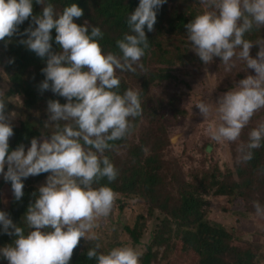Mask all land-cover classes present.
<instances>
[{"label":"clouds","instance_id":"9594fccd","mask_svg":"<svg viewBox=\"0 0 264 264\" xmlns=\"http://www.w3.org/2000/svg\"><path fill=\"white\" fill-rule=\"evenodd\" d=\"M33 3L42 5L39 14H33ZM164 3L138 0L134 11L127 14L128 32L115 41L118 52H104L99 43L101 29L86 21L74 22L83 14L76 3L57 12L51 0H0V41L14 34L21 37L18 43L44 59L39 91L50 90L65 99L64 103L47 102L45 128L51 125L54 131L40 140L32 138L26 150L21 144L11 151L13 127L0 99V176L10 182L13 198H22L23 182L29 176L47 173L23 215V227L0 210V232L13 237L10 244L0 247V258L7 264H69L80 238L95 242L86 253L95 264H140V252L131 246L99 251L95 229L109 216L115 193L107 184H94L116 179L118 170L104 153L114 148L111 142L130 133L132 121L142 114L140 93L132 88L121 93L116 73L143 70L141 58L149 48L145 27L148 32L153 30L157 10ZM199 3L205 10L184 25L192 51L205 65L216 57L229 72L236 61H242L245 71L255 73L218 95L215 103L199 100L194 104L204 120L215 121L207 129L211 140L236 141L254 113L264 108V41L246 39L254 28L264 27V0ZM26 20L28 26L19 31ZM50 41L58 51L52 50ZM253 44L258 46L255 57L250 55ZM262 143L264 122L252 128L247 143L240 145V160H251L252 150ZM253 207L264 217V206L254 201Z\"/></svg>","mask_w":264,"mask_h":264},{"label":"trees","instance_id":"16d2710c","mask_svg":"<svg viewBox=\"0 0 264 264\" xmlns=\"http://www.w3.org/2000/svg\"><path fill=\"white\" fill-rule=\"evenodd\" d=\"M51 2L57 12L70 3H76L83 10V14L74 18V22L79 25L86 21L89 25L98 26L103 32L99 43L104 52H118L115 41L128 32L127 14L134 11L138 5V0ZM41 9L42 5L33 3V14H39ZM204 10L199 0H166L157 10L153 30L148 32L145 27L149 48L141 58L143 70L137 69L135 73L117 71L121 93L128 88L140 93L142 114L132 121L130 133L122 140L111 142L114 148L104 153L118 170L116 179L110 184L106 179H101L94 186L107 184L115 195L125 198L135 196L140 206L148 207L150 216L154 217L157 213L164 215L165 220L157 228L154 246L171 245L175 240L178 242V254L196 264H258L257 255L251 248L240 249L232 245L252 244L239 241L233 233L208 223L206 199L211 193L216 198L223 197L229 201L247 199L253 189H260L261 185H264V143L260 148L252 150V159L245 162L240 160L239 147L233 145L236 142H228L230 147L237 148L236 152L231 149L232 168L222 170L217 164H212L207 170L204 169L201 176L194 174L192 179L184 170L177 172L173 169L176 162L164 157L170 140L163 124L165 116L162 111L165 114L167 110L175 111L174 115H178V118H181L183 113L176 106L178 94L157 98V89L164 83L176 80L177 69L185 67L187 63L201 62L186 40L184 25ZM28 23V20L24 21L18 30L22 32ZM258 30L260 28H254L246 34V39L255 43L259 38L255 36ZM51 35L54 38V29ZM20 38L14 34L11 38L0 41V68L8 76L12 88L23 98L24 112H30L49 100L64 103L63 97L53 94L50 90L39 91L38 85L44 79L40 71L45 66L44 59L18 43ZM50 43L52 50L58 51V46L52 41ZM10 59L12 63L8 62ZM213 59L219 60L216 57ZM143 125L145 126L141 131L144 134L140 144H131V136ZM31 127L29 121H26L19 129L13 128V135L9 138L10 151L21 144L26 150L32 138L39 139L49 135L48 132L41 134L32 131ZM124 148H128L127 154L121 156L120 152ZM211 150L212 147L209 146L208 151ZM46 176L47 173H42L25 179L22 189L24 195L19 201L13 198L10 182L0 180V210L5 211L13 223L24 226L23 215L38 195L37 183ZM256 180L259 185H255ZM125 230L132 236L135 244L140 242L138 227L134 229L127 226ZM12 239L13 237L0 232V247L10 244ZM94 243L80 238L73 249L69 264H95L94 259L89 260L86 256L88 248ZM124 245L125 243L120 241L110 248ZM99 251L107 250L101 247ZM154 257L153 247H150L141 264H152ZM0 264H7V261L0 258Z\"/></svg>","mask_w":264,"mask_h":264},{"label":"rangeland","instance_id":"374dc122","mask_svg":"<svg viewBox=\"0 0 264 264\" xmlns=\"http://www.w3.org/2000/svg\"><path fill=\"white\" fill-rule=\"evenodd\" d=\"M255 36H259L257 41H264V27L260 28ZM257 51L258 46L253 44L250 55L255 57ZM184 66L175 71L176 80L164 83L157 89V98L178 94L176 106L183 113L182 117L178 118V115H174L175 111L167 110V114L162 111L165 116L163 124L167 128L170 140V146L165 150L164 157L166 160L176 162L173 169L177 172L184 170L192 179L194 174L201 176L212 164H217L222 170L227 167L232 168L231 149L237 151V148L230 147L228 142L211 140L207 129L210 124L214 125L215 121L211 118L204 120L194 104L199 100L215 103L218 95L228 91L246 75L255 73L252 69L245 71L242 61H236L235 67L229 72L224 70L220 60L214 59L207 65L200 62L187 63ZM0 89L4 91V96L0 98L5 102V115L13 128L19 129L22 124L29 121L32 131L35 130L41 134L45 132L50 134L54 131L51 125L45 128L47 103L42 102L38 108L24 112L23 98L16 89L12 88L8 76L1 68ZM10 113L13 115H9ZM260 122H264V108L254 113L249 123L241 130L239 138L233 141L236 142L233 145L240 147L241 143L247 142L249 131ZM144 126L138 127L135 134L131 136V144H140L144 134L141 130ZM209 146L212 147L211 151H208ZM127 151L128 148H124L120 155L126 156ZM6 169L7 165H5ZM2 179L0 176V180ZM44 182L45 179L38 182L37 187ZM259 184L256 180L255 185ZM206 200L208 201L206 207L208 223L213 227L233 233L239 241L252 244L232 243L240 249L251 248L257 255V263L264 264V217L258 216L253 207L254 201L264 206V185H261L260 189H253L251 196L247 199L239 198L229 201L223 197L216 198L211 193ZM164 220L165 216H161L160 213L154 217L150 216L148 207L140 206L135 196L125 198L122 195H115L109 216L98 222L99 226L95 231L99 237L98 242L105 250L120 241L125 243L124 246L135 248L141 254L140 264L150 247H153L155 254L152 264H196L178 254V248H176L178 242L175 240L172 244L170 243L171 245L154 246L157 228ZM127 226L134 229L138 227L140 238L138 244H135L132 236L126 232Z\"/></svg>","mask_w":264,"mask_h":264}]
</instances>
